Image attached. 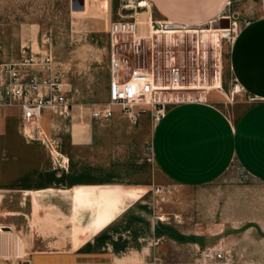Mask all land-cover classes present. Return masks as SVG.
<instances>
[{"label":"rangeland","instance_id":"rangeland-1","mask_svg":"<svg viewBox=\"0 0 264 264\" xmlns=\"http://www.w3.org/2000/svg\"><path fill=\"white\" fill-rule=\"evenodd\" d=\"M143 1L0 0V65L19 60L24 48L51 51L73 105L69 119L46 111L43 138L24 128L18 106H0V144L5 134L19 140L9 154L17 161L12 185L0 184V262L119 261L118 256L129 258L137 254L133 247L145 245V225L171 221L168 215L177 211L184 234H201L206 245L229 247L236 264H264V184L233 163L206 187L180 188L162 173L153 154V133L163 109L137 118L120 108L112 118L94 116L111 102V23L136 18L146 31L148 24L164 21L151 0L149 6H142ZM227 14L230 28L213 23L175 30L172 25V38L162 35L155 46L148 40L141 58L130 49L122 52L149 70L155 52V69L165 73L171 53L184 72V84L191 86L179 91L181 101H210L232 113L245 92H232L230 48L242 25L264 16V0H231ZM83 186L97 193L96 209L76 201ZM104 198L109 206L102 226ZM102 239L105 244L99 245ZM179 253L178 264H193L196 247L185 245Z\"/></svg>","mask_w":264,"mask_h":264},{"label":"crops","instance_id":"crops-1","mask_svg":"<svg viewBox=\"0 0 264 264\" xmlns=\"http://www.w3.org/2000/svg\"><path fill=\"white\" fill-rule=\"evenodd\" d=\"M151 2L164 21L177 27H201L226 18L231 0ZM228 62L232 78L245 92L243 99L233 105L232 113L210 101L182 102L169 105L155 125L154 158L175 186L206 187L220 179L233 163L239 164L252 181L264 184V16L241 26L231 45ZM16 137L5 134L1 138L3 187L12 185L10 180L15 177L17 161L9 158V154L17 146ZM107 216L108 209L99 225H104ZM168 216L172 217L171 221L160 220L155 224L150 221L145 225L142 238L147 244L133 247L137 254L129 258L118 256L119 261L103 264H178L183 258L179 250L185 245L196 247L195 258L199 249L217 245H206L201 234H184L179 229L181 212ZM112 237L110 244L114 247L116 237ZM98 242L105 244L103 239Z\"/></svg>","mask_w":264,"mask_h":264},{"label":"built area","instance_id":"built-area-1","mask_svg":"<svg viewBox=\"0 0 264 264\" xmlns=\"http://www.w3.org/2000/svg\"><path fill=\"white\" fill-rule=\"evenodd\" d=\"M139 25L136 18L116 20L110 25L111 102L105 108L95 110L96 118H112L117 108L130 118H137L150 109H163L164 112L171 104L194 101L185 98L181 101L179 91L189 89L191 86L184 84V72L174 63L171 53L165 59V64L169 67L168 73H165L161 69H155L157 63L155 52L152 70L142 66L141 60L136 64L131 63L129 57L122 52L130 49L135 56L141 58L148 40H152L155 46L156 38L160 41L162 35H168L170 38L174 35L160 32L163 27L173 28V24L168 21L150 23L146 26V31ZM198 49L200 54V44ZM123 70L125 75H122ZM243 91L241 84L235 81L233 94H240ZM174 93H177V96L173 95ZM69 94L70 89L66 87L61 68L51 51L36 52L24 48L19 60L0 65V106H18L24 128L32 136L43 138L45 113L48 109L62 119L72 117L73 105ZM0 264L23 263L0 262ZM193 264L236 262L235 255L229 247L213 245L199 249Z\"/></svg>","mask_w":264,"mask_h":264},{"label":"bare ground","instance_id":"bare-ground-1","mask_svg":"<svg viewBox=\"0 0 264 264\" xmlns=\"http://www.w3.org/2000/svg\"><path fill=\"white\" fill-rule=\"evenodd\" d=\"M142 6H149V2L147 0H144L142 2ZM139 23H141V26H142V24H143L142 21H139ZM175 30L169 29V28L167 29L166 27H164L163 30H160V32H166V33H170L171 34V33L175 32ZM179 31H182V30H179ZM195 31H196V29H195ZM211 31H223V30H221V29H219V30L212 29ZM96 194L97 193H95V191L91 187L83 186L79 190H77L76 195H75V199H76V201H78L79 206L80 205H82V206H92L93 208L96 209L97 208L96 207L97 206V202L100 201ZM108 205H109V198L102 199L101 207H100V219L101 220H104V217H105L107 209H108ZM98 217H99V215H98Z\"/></svg>","mask_w":264,"mask_h":264},{"label":"water","instance_id":"water-1","mask_svg":"<svg viewBox=\"0 0 264 264\" xmlns=\"http://www.w3.org/2000/svg\"><path fill=\"white\" fill-rule=\"evenodd\" d=\"M215 27L221 28H230L231 27V20L230 18H221L219 21L214 23Z\"/></svg>","mask_w":264,"mask_h":264}]
</instances>
